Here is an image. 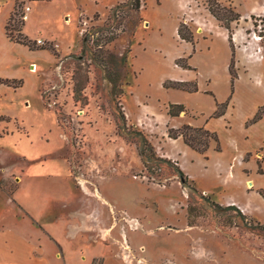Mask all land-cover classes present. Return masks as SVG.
<instances>
[{"label":"rangeland","instance_id":"374dc122","mask_svg":"<svg viewBox=\"0 0 264 264\" xmlns=\"http://www.w3.org/2000/svg\"><path fill=\"white\" fill-rule=\"evenodd\" d=\"M139 1L140 8L137 0H0V189L11 194L26 164L31 176L35 168L46 181L55 176L54 189L68 185L72 200L63 195L46 212L34 211L45 221L39 230L81 228L60 240L65 254L77 248L82 261L97 233L82 229L80 214L99 234L109 230L117 264H264V149L243 153L227 179L215 142L205 154L184 153L167 133L182 127L176 118L207 117L216 95L229 91L228 54L232 45L236 63L240 25L242 46L256 31L263 37L256 49H264L257 30L264 13L245 21L240 14L231 44L218 35L210 51L200 38L205 0ZM219 2L237 12L264 4ZM181 24L193 42L179 37ZM177 82L197 91L173 87ZM171 104L185 111L171 117ZM153 153L158 160L149 159ZM58 163L66 165L62 175ZM10 171L17 174L4 177Z\"/></svg>","mask_w":264,"mask_h":264},{"label":"crops","instance_id":"0c3cea01","mask_svg":"<svg viewBox=\"0 0 264 264\" xmlns=\"http://www.w3.org/2000/svg\"><path fill=\"white\" fill-rule=\"evenodd\" d=\"M238 7V6H237ZM236 8V7H235ZM238 9L239 14H243L242 20L247 17L251 12L257 16H262L264 13V4H257L256 2L250 9ZM203 16L201 22L203 27L201 28L203 33L200 36L201 40L209 41L208 49L213 50L214 37L222 35L224 41L229 42V32L227 29L220 26L219 22L208 12ZM30 20L28 16L27 22ZM245 21V20H244ZM245 29L243 27L237 29L234 35V44L237 47V61L235 63V70L237 78L234 84H231V75L229 71L231 63V53L233 56L232 48L229 49L228 54V85L229 91L223 95H216L215 106L213 110L208 113L201 121L196 119L176 118L175 121H179V125H190L196 128H204L210 132L217 133L220 139L221 150L217 151V145H211L213 153L216 155H222L225 157L223 163H219L217 168L222 166L221 169L226 174V178L229 176V167L232 163H239L243 153H252L258 150L264 149V59L258 60V45L255 40L249 41L247 46H242L245 39ZM230 44V42H229ZM240 45L242 46L241 48ZM231 46V45H230ZM261 47V46H258ZM264 50V49H263ZM264 52V51H263ZM176 80H185L184 78H175ZM212 84V79L210 85ZM206 92H213L210 89ZM215 94V93H214ZM227 103L225 114L220 117H214L213 114L218 110V104ZM214 105V104H213ZM260 110H263L261 116L258 118ZM205 115V114H204ZM179 125L174 124L175 128ZM167 134V133H166ZM175 142L176 145H182V151L184 153L192 150L189 148L180 137L176 140L168 138ZM185 144V145H184ZM210 147V149H211ZM209 149V151H211ZM173 159L178 160L177 157ZM182 170L186 167V161H177ZM59 164L60 175L65 173L66 165ZM28 167L22 169L20 172L14 173L12 171L4 177H8L13 174H17L16 186L13 192L10 194L0 189V264H77L76 261L82 264H93L96 259L103 258L102 264H117L109 256L110 246L107 245V234L109 230L100 228V234L96 231V225H91L85 222L84 216L81 214L78 216L83 221L82 229L85 232L97 233L93 238V242H87V248H89V257H85L82 261L75 253H79L77 248H70L75 253L69 252L65 254V248L62 246L60 236L67 235V231L70 229L72 234L68 233L69 237H73L74 233H82L81 228H78L75 224L69 226V229L63 228V225L54 228L47 227L50 233L43 227L39 230V224L44 225L43 217L35 213V209L38 212H46L48 207H52L56 201L63 199L65 195L67 200H72V194H70L71 188L67 186L64 191V186L53 187V184L57 182L52 181L51 173L45 178L37 168L33 171V176L30 175L31 165L26 164ZM239 166V165H238ZM56 173V172H54ZM223 173L222 171L220 174ZM226 179V180H227ZM240 179V178H239ZM34 180V181H33ZM39 181L44 182V186H40ZM242 182V179L240 180ZM245 183V182H244ZM31 184V185H30ZM30 185V186H29ZM45 185H52V187H46ZM8 190V188L6 189ZM246 190V189H245ZM206 191V190H205ZM4 193L9 197L2 194ZM210 194V191H206ZM247 196H254L253 191L246 190ZM232 201V200H231ZM30 202L33 203L35 208H32ZM234 202V201H232ZM231 202V204H233ZM236 202V201H235ZM238 207L246 208L243 205H236ZM248 210V209H247ZM21 212L23 216H21ZM45 219V218H44ZM58 224L60 222H57ZM55 232V234H54ZM61 233V235H60ZM65 236H63L65 238ZM66 236L67 238H69ZM99 236V237H98ZM93 244V245H92ZM62 249L63 254L59 253L56 248ZM64 259V263L62 262Z\"/></svg>","mask_w":264,"mask_h":264},{"label":"trees","instance_id":"16d2710c","mask_svg":"<svg viewBox=\"0 0 264 264\" xmlns=\"http://www.w3.org/2000/svg\"><path fill=\"white\" fill-rule=\"evenodd\" d=\"M220 0H205L207 10L211 13V15L219 22L221 27L226 28L229 31V42L231 44V25L234 22H238L241 18V15L236 11L235 7L231 3L229 6H224L220 2ZM140 8V1L137 0V7ZM179 37L182 40H187L188 42H193L194 35L192 31L188 28L186 24H181L177 31ZM16 41L22 45L30 46V41L27 39L17 40ZM232 51L233 46L231 45ZM234 55V52H233ZM185 67V65L183 66ZM230 75H231V84H234L235 79L237 78L236 70H235V61L234 57L232 56L230 67H229ZM165 86H169V84H165ZM173 87L186 90L189 92H196L197 85H195L192 89L187 88V83L184 82H177L173 84ZM227 107V103L218 104V110L215 112L214 117H220L225 114V110ZM185 111V107L179 104H171L168 109V115L171 117H178L182 112ZM263 110H260L257 117L259 118L262 114ZM125 121V117L122 118ZM168 137L171 139H178L182 138L184 143L191 148L192 150L200 153L205 154L209 149L212 142L217 144V151L221 150L220 147V139L217 133L210 132L204 128H196L190 125H183L179 129L168 128ZM149 159L155 160L156 155L153 153L149 156ZM158 160V159H157ZM162 159H160L161 161ZM166 162L165 160H162ZM179 173L183 175L182 171L179 170ZM261 194V192H260Z\"/></svg>","mask_w":264,"mask_h":264},{"label":"built area","instance_id":"2783aa9c","mask_svg":"<svg viewBox=\"0 0 264 264\" xmlns=\"http://www.w3.org/2000/svg\"><path fill=\"white\" fill-rule=\"evenodd\" d=\"M29 10L30 9L28 8V11ZM257 30H258L259 33H263L264 32V25L261 23V21L258 23ZM252 38L255 41H257V40L261 41L263 37H262V35H259V34H257L256 31H254L253 34H252ZM258 54L259 55L257 56V59L258 60H263L264 59V53H263V48L262 47L258 48ZM240 163H242V160L240 161Z\"/></svg>","mask_w":264,"mask_h":264}]
</instances>
